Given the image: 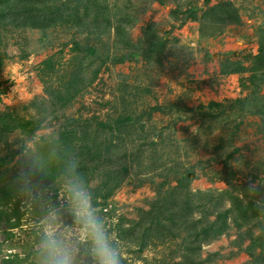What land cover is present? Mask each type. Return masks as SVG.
<instances>
[{
  "label": "rangeland",
  "instance_id": "1",
  "mask_svg": "<svg viewBox=\"0 0 264 264\" xmlns=\"http://www.w3.org/2000/svg\"><path fill=\"white\" fill-rule=\"evenodd\" d=\"M68 159L122 264H264V0H0V264H32Z\"/></svg>",
  "mask_w": 264,
  "mask_h": 264
},
{
  "label": "clouds",
  "instance_id": "2",
  "mask_svg": "<svg viewBox=\"0 0 264 264\" xmlns=\"http://www.w3.org/2000/svg\"><path fill=\"white\" fill-rule=\"evenodd\" d=\"M193 132L198 129L193 127ZM34 171L21 167L15 182L40 206L41 193L33 183ZM63 204L48 201L36 226L32 264H122L120 247L94 206L87 180L75 159H68L60 173ZM264 212V198L256 200Z\"/></svg>",
  "mask_w": 264,
  "mask_h": 264
},
{
  "label": "trees",
  "instance_id": "3",
  "mask_svg": "<svg viewBox=\"0 0 264 264\" xmlns=\"http://www.w3.org/2000/svg\"><path fill=\"white\" fill-rule=\"evenodd\" d=\"M3 18L6 22H10L12 26H26L29 28H37L46 30L53 26L54 20H51L49 17H41L36 15L33 12L30 11H20L19 9L13 10L9 13H6ZM231 73H234V71ZM14 186H7L5 189L0 190V204L1 205H7L10 203V201L13 200L14 196L17 194V188L16 190L13 189ZM17 207V206H16ZM14 215H16L14 217ZM6 218L5 225L8 227V229L16 228L19 225L20 216L19 214H16V212L13 214V217L8 214L7 211L1 210L0 211V219ZM15 219L14 221H12ZM14 258L17 260L16 264L20 263V258L18 255H14ZM9 260V259H8ZM7 260V261H8Z\"/></svg>",
  "mask_w": 264,
  "mask_h": 264
}]
</instances>
